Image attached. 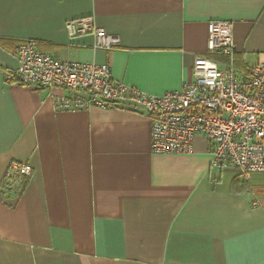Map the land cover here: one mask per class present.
<instances>
[{
    "label": "crops",
    "instance_id": "0c3cea01",
    "mask_svg": "<svg viewBox=\"0 0 264 264\" xmlns=\"http://www.w3.org/2000/svg\"><path fill=\"white\" fill-rule=\"evenodd\" d=\"M83 19L118 47L69 39L65 23ZM210 21L232 23L243 78L264 52V0H0V264H264V181L233 170L224 183L202 137L193 154H152L150 121L127 101L58 112L69 92L5 79L33 40L146 95L177 92ZM13 162L32 172L4 191Z\"/></svg>",
    "mask_w": 264,
    "mask_h": 264
},
{
    "label": "built area",
    "instance_id": "2783aa9c",
    "mask_svg": "<svg viewBox=\"0 0 264 264\" xmlns=\"http://www.w3.org/2000/svg\"><path fill=\"white\" fill-rule=\"evenodd\" d=\"M69 39L90 35L95 50L118 47L116 37L105 34L91 19L68 21ZM232 23L207 24L206 51L192 64V82L180 91L149 96L115 81L108 64L58 61L28 40L16 48L18 67L5 75L17 85L70 93L54 102L58 112L89 111L121 102L141 107L150 121V150L154 155H190L193 141L202 137L219 169L240 176L264 174V52L255 68L240 78L234 68ZM32 169L11 163L4 175V191L28 178Z\"/></svg>",
    "mask_w": 264,
    "mask_h": 264
},
{
    "label": "rangeland",
    "instance_id": "374dc122",
    "mask_svg": "<svg viewBox=\"0 0 264 264\" xmlns=\"http://www.w3.org/2000/svg\"><path fill=\"white\" fill-rule=\"evenodd\" d=\"M231 172H234L233 170H225V171H222V177H221V180L224 182V183H227V182H230L231 179L233 178V175L231 174ZM248 176V179L250 180V182L252 183H257V182H262L264 181V175H246V176H239L241 179H244Z\"/></svg>",
    "mask_w": 264,
    "mask_h": 264
},
{
    "label": "trees",
    "instance_id": "16d2710c",
    "mask_svg": "<svg viewBox=\"0 0 264 264\" xmlns=\"http://www.w3.org/2000/svg\"><path fill=\"white\" fill-rule=\"evenodd\" d=\"M12 73H13V72H12ZM14 82H16V78L12 77V79H11V83H14Z\"/></svg>",
    "mask_w": 264,
    "mask_h": 264
}]
</instances>
